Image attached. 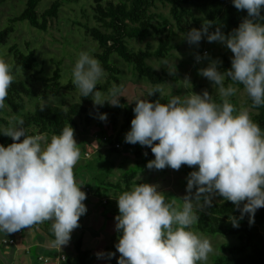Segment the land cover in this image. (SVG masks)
Wrapping results in <instances>:
<instances>
[{"label":"clouds","instance_id":"9594fccd","mask_svg":"<svg viewBox=\"0 0 264 264\" xmlns=\"http://www.w3.org/2000/svg\"><path fill=\"white\" fill-rule=\"evenodd\" d=\"M233 4L237 9H246L247 16L230 33L225 34L220 27L209 32L212 21L205 20L201 28H192L183 35L190 44L199 43L203 36L209 42H223L234 53L231 68L221 71L220 61L213 59L199 73L214 82L222 98L237 91L232 84L224 86L226 76L242 83L253 104L259 106L264 104V23L255 20L262 16L264 0H233ZM162 64L175 71L168 61ZM72 73V83L82 96L91 95L94 104L120 103L122 86L114 85L106 96L96 87L105 72L99 60L87 51L79 53ZM13 80L12 66L0 59V109L5 107ZM157 91L162 97L158 86L149 89L148 95ZM136 101L125 140L151 146L154 159L147 166L179 169L187 164L198 165V169L188 175L189 194L183 198L182 207L166 201L157 185L147 182L117 197L115 226L122 233L116 244L121 254L118 264H203L214 246L210 238L192 230L199 219V205L194 204L191 190L198 185L197 201L206 192L218 193L238 207L246 201L241 218L247 213L252 223L256 210L264 206V130L251 119L248 110H237L227 99L217 103L206 89L173 95L166 102ZM100 119L106 120L107 114L102 113ZM22 125L20 118L0 132L14 141L7 146L0 144V231L14 232L52 220L55 242L62 246L87 210L86 192L74 178V166L81 157L74 128L65 126L48 141L43 134L28 135ZM204 202L211 203L210 197ZM231 221L239 226V218L233 216Z\"/></svg>","mask_w":264,"mask_h":264},{"label":"trees","instance_id":"16d2710c","mask_svg":"<svg viewBox=\"0 0 264 264\" xmlns=\"http://www.w3.org/2000/svg\"><path fill=\"white\" fill-rule=\"evenodd\" d=\"M63 1L51 0L47 7L40 10L41 0H25L23 8L11 15L8 22L0 29V44L7 43L9 36L15 31V25L18 21H27L31 27L39 31L47 30L50 21L59 16ZM158 2L169 5V16L154 10ZM90 6L93 11L94 23L90 26H84L85 33L96 42L97 49L94 52V57L99 60L105 72L103 76L105 80L103 83L98 81L96 87L105 92L110 90L109 86L112 83L120 85L122 81L120 79L121 68L113 61L126 62L139 77L145 78L152 85H158L165 81L169 75L159 72L148 60L151 57L166 58L169 56L174 49L176 36L174 27L187 31L189 21L203 24L205 20H208L212 21L208 29L209 32L220 27L221 31L228 34L237 28L247 16V10L237 9L233 0H93ZM261 15V17L256 18L255 22L264 23V8L261 9ZM170 21H172V25ZM150 37H157L156 46L153 47L149 43ZM131 40L145 42V44L143 47L134 48L130 45ZM24 45L26 49L18 43L8 46V53L13 61L11 66L14 80L5 98V107L0 109V132L15 124L17 119L22 118V127L28 135H59L65 126L70 125L73 126L75 133L79 129V119L90 124L92 117H96L95 125L103 132L107 131L111 134L118 128L111 141L109 135L101 136V140L110 141L109 152L119 154L121 148L116 147L115 143H124L132 151L134 160L128 169L122 171L120 180L113 181L102 178L95 190V195L103 194V191L109 189L124 192L130 190L133 185L140 183L136 176L139 171L148 167V161L154 159V153L151 151V146L141 145L139 142H126V128H131V120L135 113L124 102V98L120 96V103L117 105L108 102L98 105L94 104L91 95L82 96L80 92V99L70 102L66 106L48 102L41 103L35 100L33 109H27V100L34 99L38 90L33 88L30 82L17 75L19 69L28 71V75L33 81L36 80L42 84L44 95L57 96L64 90L74 91L77 87L72 83L73 75L66 82L62 80L63 68L59 60L54 62L55 65L51 71L45 72V69L40 65L37 51L31 46L30 41L25 40ZM231 63L232 59L222 55L218 67L221 71H226L231 68ZM209 82L214 83L211 80ZM223 83L225 87L232 84L237 88L245 89L242 83L232 81L227 76ZM158 94L155 92L149 100L156 101L159 99L161 102L168 100L164 97L162 98L163 101ZM213 99L217 103L227 99L237 109V101L233 95L226 98L216 95ZM246 100L252 110L250 111L251 119L264 130V104L254 105L247 91ZM122 105H125V108L122 109ZM42 106L43 110H41ZM102 113L107 114L106 120L100 119ZM121 115L123 121L120 124ZM104 137L105 139H103ZM23 139L24 136H21L20 140ZM84 140L86 139L84 138ZM12 142H14L12 137L0 133V144L7 146ZM95 142H97L95 137L88 138L86 147L93 151L94 145H91L92 143L96 144ZM83 168L84 166H81L80 171H83ZM180 168L187 175L196 170L183 164ZM77 172H74L75 180L83 183L84 178H80V180L76 178ZM91 179H94L93 176ZM91 200L106 207L101 199L92 198ZM245 202L241 201L238 207L234 202L225 200L217 193V199H212L211 203H206L203 209H197L199 219L194 225L198 231L236 237V242L222 245L221 248L227 254L216 256L214 258L216 264H264V206L256 210L254 221L249 223V214L244 213L241 218V208ZM86 211L89 212V208ZM118 213V208H113L110 213L104 211L108 219L114 218V220ZM233 216L239 218V226H233L231 221ZM115 222L117 223L116 220ZM52 223V220H45L31 226L42 227L50 236L55 238ZM121 234L115 228L111 236L116 243L105 245L103 257L106 264H118V258L121 254L116 249V244ZM71 236V240L62 246L67 248L71 243H74V249L72 252L67 251L63 264H93L94 254L85 245L82 235L79 234L78 237H75L76 233L73 232ZM110 252L115 253V255L109 256Z\"/></svg>","mask_w":264,"mask_h":264},{"label":"rangeland","instance_id":"374dc122","mask_svg":"<svg viewBox=\"0 0 264 264\" xmlns=\"http://www.w3.org/2000/svg\"><path fill=\"white\" fill-rule=\"evenodd\" d=\"M92 1L93 0H64L59 16L50 21L48 29L45 31H39L31 27L27 21H18L15 25V31L9 36L7 43L0 44V59H4L12 65L13 61L11 55L8 53V46L13 43H18L26 49L24 45L25 40H29L31 46L36 49L40 65L45 69V72L51 71L55 65V61H60L63 68L62 80L66 82V80L73 75V66L79 53L87 51L94 57V52L97 49L96 42L86 35L84 27L85 25L90 26L94 23L93 11L90 6ZM50 2L51 0H41L39 9L42 10L47 7ZM24 3L25 0H0V29L8 22L11 15H14L23 8ZM154 10L162 12L165 16H169L168 4L158 2ZM196 14L199 15L198 12H196ZM170 24L172 25V21H170ZM187 26L189 28L187 31L174 27L176 31L174 49L169 56L166 58L151 57L148 60L159 72L169 75L165 81L158 85H152L145 78L139 77L131 66L126 64V62L113 61L121 68L120 79L122 81L120 85L112 83L109 88L111 89L114 85L122 86L121 97L124 98V102L128 104L132 111L137 103L136 99L141 98L149 100L151 97V95H148L149 89L157 86L163 92V96L161 97L160 93L157 91L160 99L164 97L170 99L173 95L191 94L192 91L202 93L205 89L212 95V98L219 95L214 87V83H210L209 79L201 75L198 70L202 67H206L213 59H218L221 63L222 55H226L229 59H232L234 53L227 48L223 42H209L206 36H203L199 43L190 44L187 39L184 38L183 34L187 33L192 28H201L202 23L200 22L196 24L194 21H189ZM148 40L153 47L156 46L158 41L157 37H150ZM144 44L145 42H139L137 40L130 41V45L134 48L143 47ZM197 56L200 57L198 62L196 61L198 60ZM164 61H168L173 67H175V71H169L168 65L162 64ZM17 75L25 79L27 82H30L33 88L38 90L37 96L34 99L27 100V109H33L35 100H38L41 103L48 102L66 106L70 102L78 101L80 99V90L78 88L74 91L64 90L57 96L50 94L44 95L42 92V84L39 81H33L29 77L28 71L19 69ZM185 78L189 81H185ZM104 80L105 78L102 76L99 82L103 83ZM236 89L237 91L232 95L237 101V110L246 109L248 110L249 115H251L250 111L252 110L246 102V90L237 87ZM101 92L106 96L109 91ZM153 94H155V92ZM123 108H125V105H122V109ZM92 118L90 124L79 119V129L74 133V137L81 153L79 161L74 166V172L78 171L76 175L78 180H80V178L85 179L83 183H78L82 184L81 189L86 192V196L88 195V197L95 195V190L99 186V182L102 178L113 181L120 180L122 171L128 169L133 164L134 160L132 151L124 143H122L123 149H121L119 154L110 153L108 147L118 128L116 131H112L111 134L107 131L103 132L97 125H95L96 117ZM122 121L121 115L119 123L121 124ZM129 130V128H126V133ZM105 134L109 135V142L101 140V136ZM52 136L53 135L47 136L48 141H50ZM92 137H95L97 140V142H95L96 144L92 143L91 145H94V147H92L93 151L86 147L88 138ZM84 138L86 140L83 141ZM42 143L44 142L42 141ZM85 151H89V156L85 155ZM81 166H84L83 171H80ZM187 166L193 169H198V165ZM92 176L94 179H91ZM136 178L140 183L147 182L157 185V190L162 191V195L165 196L166 201H175V204L178 207H182L183 198L189 194L186 187L188 175L183 172L181 168L173 169L170 166H166L157 169L155 167H147L144 170L139 171ZM197 187L198 185L194 186L190 194L194 204L199 205L197 209L204 208L206 204L204 202L205 197H210L211 200L217 199V193L206 192L201 193L200 199L197 201L195 198ZM92 193L93 195H91ZM102 193L101 202L106 204V207L94 203L95 210H97L96 213L93 214L88 221H80L74 232L76 233L75 237H78L80 234L78 229L84 225H91L89 228L90 231L104 229L103 234L101 235V241H103V244L106 243L105 245H110L116 243L115 239L111 236L116 228V222L114 219H108L107 216H105L106 214H104V211L110 213L113 208H118L117 197L122 192L109 189ZM86 199L88 198H85V200ZM84 203L86 205L87 202L85 201ZM86 208L88 209V207ZM191 227L194 232L210 238L214 246V252L209 254L208 260L203 262V264H216L214 259L216 256L227 254V252L221 248L222 245L236 242V237L234 236L220 233H204L198 231L195 228V225H192ZM92 245H95V243L88 247L94 254L93 264H106L103 252L101 257L98 255L102 250L99 248L96 251V248ZM198 264H200V262H198Z\"/></svg>","mask_w":264,"mask_h":264},{"label":"crops","instance_id":"0c3cea01","mask_svg":"<svg viewBox=\"0 0 264 264\" xmlns=\"http://www.w3.org/2000/svg\"><path fill=\"white\" fill-rule=\"evenodd\" d=\"M101 195H93L91 198L88 195L86 196L88 198L85 200L87 202L86 207L89 208V212L86 211L82 214L79 217L81 218L79 222L88 221L96 213L97 210L94 207L96 202L91 199H101ZM90 226L84 225L78 229V232L84 238L85 245L89 246L95 243L92 246L96 248V251L100 248L102 253L106 244L101 241L104 229L90 231ZM19 230L11 233L0 231V264H63V260L59 259V253H65L66 255L67 251L72 252L74 249V243H71L67 248L63 247L64 245L56 247L55 238L50 236L42 227L25 226ZM75 230L76 227L72 230L71 235ZM9 237H12L14 242L4 241L5 238Z\"/></svg>","mask_w":264,"mask_h":264},{"label":"built area","instance_id":"2783aa9c","mask_svg":"<svg viewBox=\"0 0 264 264\" xmlns=\"http://www.w3.org/2000/svg\"><path fill=\"white\" fill-rule=\"evenodd\" d=\"M103 139H105V137H104ZM115 146H116V147H119V148H121V149H123V147H122V143H120V142H116V143H115ZM84 153H85V155H88V156H89V151H85ZM88 156H87V157H88ZM19 231H20V230H19ZM70 240H71V237H70L69 241H70ZM4 241H5V242H8V243H12V242H14V239H13L12 237H9V238H5ZM55 246H56V247H59L60 245L57 244V243L55 242ZM59 259H60V260H65V259H66V255H65V253H59Z\"/></svg>","mask_w":264,"mask_h":264}]
</instances>
